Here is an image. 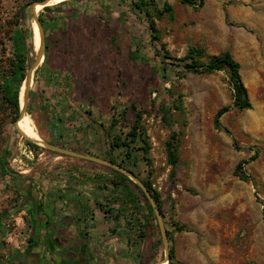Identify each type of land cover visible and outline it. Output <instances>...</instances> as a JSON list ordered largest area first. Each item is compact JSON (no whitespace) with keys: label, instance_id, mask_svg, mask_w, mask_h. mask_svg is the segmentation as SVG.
I'll list each match as a JSON object with an SVG mask.
<instances>
[{"label":"rangeland","instance_id":"1","mask_svg":"<svg viewBox=\"0 0 264 264\" xmlns=\"http://www.w3.org/2000/svg\"><path fill=\"white\" fill-rule=\"evenodd\" d=\"M28 1L0 0V65L10 56L11 31ZM165 1L173 6V16L165 14L157 24L169 56L184 58L191 46L203 48L205 60L231 53L241 64L251 110L232 108L221 118L223 130H217V112L233 105L227 72L186 73L179 61L158 58L142 18L136 22V44L145 58L131 59L132 38L124 31L121 54L110 50L104 27L107 41L101 49L73 60L75 84L62 105L65 117L72 113L69 119L57 122L54 90L44 84L38 95L29 97V116L44 142L65 144L69 151L109 161L107 135L118 133L109 127L112 116L134 100L144 104L149 112L143 115L141 126L148 144L136 147L149 150L147 159L141 157L138 167L131 169L140 182H151L160 195L162 223L172 233L169 250L174 249V264H264V0H205L199 10L181 0H157L161 7ZM33 6L23 22L25 27L30 23L32 30ZM149 9L155 16L154 8ZM53 15L44 7L36 12V18L45 20ZM34 39L33 30L30 66L37 57ZM163 66L167 68L165 78L157 72ZM35 80L36 73L31 91L36 90ZM91 96L93 107L86 100ZM111 106L118 108L114 111ZM15 123L7 125L4 142L12 152L8 165L21 176L19 180L30 179L41 192L60 194L69 202L65 207L71 203L88 210L93 219L102 217L108 222L109 235L124 243L118 251L122 264L164 263L160 221L156 213L148 219L152 204L133 180L129 178L134 183L130 184L132 194L125 198L111 185L115 174L110 167L29 146L23 130V135L15 134ZM171 138H175L178 154L175 175L167 152ZM255 154L258 157L252 161ZM120 156L117 152L116 157ZM20 200V191L11 186L0 192V224L6 219V229L11 231L21 213ZM105 211L118 221L106 218ZM177 225L186 231L177 232ZM6 245L0 238V246Z\"/></svg>","mask_w":264,"mask_h":264},{"label":"crops","instance_id":"2","mask_svg":"<svg viewBox=\"0 0 264 264\" xmlns=\"http://www.w3.org/2000/svg\"><path fill=\"white\" fill-rule=\"evenodd\" d=\"M133 1L135 0H77L52 12L54 15L48 19L49 31L45 34V44L47 35L51 38V47L49 62L44 72L45 80L51 76V82L41 84L53 88L55 98L53 97L52 102L58 111L59 119L67 121L72 115L65 114L68 115L65 117L62 114L64 108L62 105L66 92L75 84L72 77L73 60L79 59L89 51L101 49L107 41L104 27L109 34L108 48L115 50L118 55L122 52V32L130 33L132 38L130 57L133 61L137 60L136 51L140 45L136 44V17L131 9ZM44 58L45 61L46 55ZM86 100L88 106L95 104L92 96ZM92 112L94 113L93 110ZM10 186L19 190L21 194L19 205L21 213L15 221L20 224L19 238L23 244L19 249L9 244L4 248L0 246V264L124 262L118 252L124 243L117 237L109 235L110 229L106 225L108 222H104L102 217L96 216L93 219L88 210L72 206L71 203L70 207H65L69 203L67 199L55 192H41L40 188L35 187L29 180L21 181L1 176L0 192ZM26 217H29L28 224ZM2 222L0 238L6 241L9 232L12 231L6 229V219ZM78 252H83V257L79 258Z\"/></svg>","mask_w":264,"mask_h":264},{"label":"trees","instance_id":"3","mask_svg":"<svg viewBox=\"0 0 264 264\" xmlns=\"http://www.w3.org/2000/svg\"><path fill=\"white\" fill-rule=\"evenodd\" d=\"M45 0H29L25 6L21 8L19 15L17 16V24H14V28L11 31V36L9 42L11 45L10 56L0 65V176L6 177L9 176L13 179H20L19 174L13 171L9 165L8 160L12 157V152L7 143L4 142L5 130L8 124L15 123L20 116L21 102L20 95L21 89L24 84V81L27 77L28 71L30 69L29 63V54L31 53L33 46V30L30 23L25 27L23 22H27L26 16L31 12V7L34 3L43 2ZM77 0H69L62 2L59 6L45 7L44 11L53 12L62 6L68 5L69 3H74ZM185 5H188L195 10H199L204 7L205 0H181ZM149 7H153L155 11V16L153 12L150 11ZM134 11L136 22L145 18L147 21V30L150 38V45L153 48L156 56L158 58L162 57L163 59H172L179 61L181 64L180 67L186 73L192 74H211L214 72L225 71L229 75L230 83L233 87V105L220 109L214 119V126L217 130H223L221 123V118L228 113L232 108H236L240 111H247L252 109V103L248 95V90L243 82L241 75V64L231 55L229 52H223L219 55L213 56L205 60V50L201 47L191 46L188 49V53L184 58L175 59L169 56V53L166 50V45L162 43V34L158 28L157 20L161 19L163 15L170 14L173 16L174 8L168 2L165 1L161 7L157 0H135L133 1L132 8ZM39 21L42 27L45 30V34L49 31L48 20H45L43 16L39 17ZM50 37L46 35V60L44 65L38 69L36 72V90L30 92V96L38 95L40 91V85L42 82L49 84L51 82V76L45 80V69L46 65L49 62L50 54ZM140 49V48H138ZM145 58L140 56L139 50L136 51V59ZM165 64V62H162ZM167 66L169 64H166ZM165 66V65H164ZM161 71H157L161 74L163 78L166 76L163 75L164 72H167V68H164ZM93 101V100H92ZM31 104L28 106V114H32ZM93 107V106H92ZM118 106H111L110 109L116 111ZM147 108H144V104L134 101L133 103L126 105L122 108L121 112L112 116L110 120L109 127L112 129H118V133L112 137L109 133L108 141H110V149L108 154V159L110 162L121 166L122 168L128 170L130 173L135 175L134 171L131 168L138 167V162L147 159L148 148H137L136 144H148L147 137L144 134V130L141 126V120L143 115L148 113ZM92 115V111L88 112ZM75 115V114H74ZM57 122L60 124L63 122L62 119H59L57 113H55ZM23 122V120H22ZM24 124V122H23ZM25 126V125H24ZM106 127V125L101 124V127ZM19 130L22 132V128L19 124ZM109 128V129H110ZM110 129V130H111ZM16 135L18 132L14 131ZM23 133L26 134L23 130ZM58 137L62 139V135L59 134ZM174 137V136H173ZM175 138H171L167 142V152H168V161L173 166L172 175H175V168L178 165V154L175 143L173 142ZM27 144L36 149L40 147L27 140ZM56 146L61 148H66L65 144L54 143ZM119 152L121 155L118 159L116 153ZM143 153V156H140V153ZM58 154V153H57ZM257 154L251 158L252 161L257 159ZM246 163V162H244ZM243 163V164H244ZM242 166H238L241 169ZM111 171L115 174V178L111 180V185L120 191V193L125 198H130L132 190L130 184H134L128 176L122 174L111 168ZM32 182V180L29 179ZM137 189L142 192V189L134 184ZM144 185L151 192L156 204L159 208H162L160 195L153 190L151 182H144ZM35 186V185H34ZM36 187V186H35ZM102 210V204L97 203ZM148 219L151 216H155V211L153 207L149 204L148 206ZM111 211V210H110ZM105 217L110 218L114 221H118V217L113 219L112 215L105 211ZM5 220V219H4ZM3 220V222H4ZM2 222V223H3ZM5 226V224H3ZM186 231V227L177 225V232ZM169 241H172V233L167 230ZM6 235V231H5ZM142 237V236H141ZM154 247H157L156 245ZM171 262L174 264V249L170 248Z\"/></svg>","mask_w":264,"mask_h":264},{"label":"water","instance_id":"4","mask_svg":"<svg viewBox=\"0 0 264 264\" xmlns=\"http://www.w3.org/2000/svg\"><path fill=\"white\" fill-rule=\"evenodd\" d=\"M53 1L55 0H45L41 3H36L33 6V13H34V17H35V22L38 24L39 26V30H40V40H41V47L39 50H37V57L36 60L34 61V63L32 64L30 70L28 71L27 77L24 81V84L22 86V89L24 87V91H23V103H21V110H20V116L19 119L16 121L15 123V128L17 130V132L21 133L19 128H18V123L23 120L26 115L28 114V105H29V97H30V91L32 88V85L34 83V77H35V73L37 72V70L41 67L42 62L44 61V56H45V34H44V30L43 27L39 21V18H36V6L37 5H41L42 7H50L53 6L55 4H53ZM67 1V0H65ZM64 2V1H63ZM21 89V91H22ZM20 102H21V95H20ZM24 136V135H23ZM26 137V136H25ZM30 142L39 145L45 149H48L52 152L61 154V155H66V156H73V157H78V158H82V159H86V160H90V161H95L98 162L100 164H103L107 167H110L118 172H121L122 174L128 176L131 180H133L146 194L147 198L149 199V201L151 202L153 209L155 211V213L158 216V219L160 221V226H161V230H162V234H163V240H164V244H165V248H166V258L163 262L170 264V250H169V240H168V234L167 231L164 227V224L162 223V218H161V214H160V210L158 205L156 204L153 196L151 195L150 191L145 187V185L140 182L135 175H133L132 173H130L128 170L122 168L121 166L114 164L110 161H104V160H100L97 158H93V157H87L85 155H81L72 151H69L65 148H61L58 146H54L51 144H48L46 142H44L43 140L41 142L33 140L31 138L26 137ZM161 262V263H163ZM160 264V263H159Z\"/></svg>","mask_w":264,"mask_h":264},{"label":"bare ground","instance_id":"5","mask_svg":"<svg viewBox=\"0 0 264 264\" xmlns=\"http://www.w3.org/2000/svg\"><path fill=\"white\" fill-rule=\"evenodd\" d=\"M63 1H65V0H55V1H53V4H55V3L58 4V3H61ZM41 9H42V6L41 5H37L35 10H36V12H39ZM33 30H34V33H35V39H34L35 40V50H39V48L41 47L40 46L41 42H39L40 41V38H39L40 30H39L38 24L35 21L33 22ZM37 43H38V45H37ZM38 46H39V48H38ZM23 91H24V87H23V89L21 91V103H23ZM23 122H24V124H23ZM23 122L21 120L18 123V126L20 124L21 128L26 133L24 136H26L28 138H31L33 140L41 142L42 141L41 135L39 134V132H38V130L36 128V125L32 121L31 117L29 115H26V117L23 119ZM163 264H167V263L164 262Z\"/></svg>","mask_w":264,"mask_h":264},{"label":"built area","instance_id":"6","mask_svg":"<svg viewBox=\"0 0 264 264\" xmlns=\"http://www.w3.org/2000/svg\"><path fill=\"white\" fill-rule=\"evenodd\" d=\"M20 224L16 222L15 228L12 230V232H9L6 242L9 245L14 246L16 249H19L22 246V241L20 240Z\"/></svg>","mask_w":264,"mask_h":264},{"label":"flooded vegetation","instance_id":"7","mask_svg":"<svg viewBox=\"0 0 264 264\" xmlns=\"http://www.w3.org/2000/svg\"><path fill=\"white\" fill-rule=\"evenodd\" d=\"M77 255H78V257L80 258V257H83L84 254H83V252H78Z\"/></svg>","mask_w":264,"mask_h":264}]
</instances>
